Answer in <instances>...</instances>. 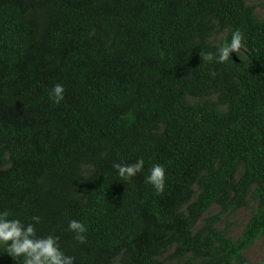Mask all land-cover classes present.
I'll return each mask as SVG.
<instances>
[{
	"label": "trees",
	"instance_id": "obj_1",
	"mask_svg": "<svg viewBox=\"0 0 264 264\" xmlns=\"http://www.w3.org/2000/svg\"><path fill=\"white\" fill-rule=\"evenodd\" d=\"M237 29L243 59L201 60ZM139 159L130 180L113 168ZM156 164L160 194L145 183ZM247 197L255 212L231 241L214 225ZM5 210L41 217L37 237L74 264H249L264 238V20L245 0H0ZM0 264L23 258L0 246Z\"/></svg>",
	"mask_w": 264,
	"mask_h": 264
},
{
	"label": "clouds",
	"instance_id": "obj_2",
	"mask_svg": "<svg viewBox=\"0 0 264 264\" xmlns=\"http://www.w3.org/2000/svg\"><path fill=\"white\" fill-rule=\"evenodd\" d=\"M245 37L239 30L232 33L230 43L221 45L216 53L200 51L202 61L226 63L231 54H238L244 47ZM215 75V73H211ZM65 89L61 84L53 86L50 96L54 103L64 100ZM143 159L133 164L114 163L113 168L122 180H130L143 170ZM145 183L154 187L157 194L163 193L165 188V169L156 164L146 177ZM8 211L0 212V246H4L9 256L23 258V264H74V257L66 256L58 244V237H37L35 225L41 222V217L32 216L33 223L24 224L19 219H9ZM69 230L75 234L74 238L80 244L86 242L87 228L79 221L69 222Z\"/></svg>",
	"mask_w": 264,
	"mask_h": 264
},
{
	"label": "rangeland",
	"instance_id": "obj_3",
	"mask_svg": "<svg viewBox=\"0 0 264 264\" xmlns=\"http://www.w3.org/2000/svg\"><path fill=\"white\" fill-rule=\"evenodd\" d=\"M245 4L253 7V13L257 20H264V0H245ZM225 34L226 32L223 31L209 39V42L212 44H216L222 37L225 36ZM235 55H237L240 59L244 58V52L242 49L240 53ZM211 100H214V98H212ZM189 101L192 102L193 100L189 99ZM255 208V202L247 197L246 205L244 207L239 208L233 213L220 215V220L214 225V227L218 230H222L226 225H228L226 236L231 241H235L241 235L249 219L254 214ZM217 212L218 208L212 206L205 214H203L202 218L207 215H214ZM198 225H200V220L198 221ZM169 253L170 252L163 254L160 260H163ZM243 256L247 259L249 264H264V238H259L250 246H248L243 251ZM164 264L177 263L176 261L166 260Z\"/></svg>",
	"mask_w": 264,
	"mask_h": 264
}]
</instances>
